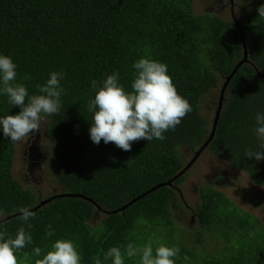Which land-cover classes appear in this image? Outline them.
Wrapping results in <instances>:
<instances>
[{"label": "trees", "instance_id": "trees-1", "mask_svg": "<svg viewBox=\"0 0 264 264\" xmlns=\"http://www.w3.org/2000/svg\"><path fill=\"white\" fill-rule=\"evenodd\" d=\"M261 6L264 0H241L238 25L234 18L197 14L194 0H0V52L13 57L19 82L39 94L36 85L46 82L51 71L66 73L61 113L42 120L52 151L48 168L60 191L36 210L43 199L14 176L15 145L0 132V225L11 236L23 224L20 206L37 213L30 229L33 243L17 253L19 264H35L32 249L39 246L43 254L59 238L77 243L83 264H111L103 253L130 242L141 247L151 243L154 249L178 246L176 264H264L263 217L214 187L201 191L200 228L174 220L170 203L183 176L114 212L173 178L185 166L182 150H197L207 140L212 128L202 112V97L229 76L245 50L248 60L229 85L209 148L264 187V160L245 156L246 148L261 150L250 130L255 112L264 110ZM142 56L167 64L193 111L163 141L139 140L131 151L103 140L95 144L89 133L91 81L119 71L120 82L130 91L132 64ZM26 73L31 79H23ZM19 111L0 96V115ZM98 212L105 216L95 221ZM49 223L55 229L51 237L46 235ZM192 235L198 238L192 241ZM138 259L125 258V264Z\"/></svg>", "mask_w": 264, "mask_h": 264}, {"label": "clouds", "instance_id": "clouds-1", "mask_svg": "<svg viewBox=\"0 0 264 264\" xmlns=\"http://www.w3.org/2000/svg\"><path fill=\"white\" fill-rule=\"evenodd\" d=\"M258 11L259 17H264V6ZM17 67L12 56L0 52V96H6L12 107L20 108L17 113L0 115V132L13 143L23 142L38 131L44 117L61 113L65 91L61 81L66 76L62 70L51 71L46 82L36 85L39 94H31L28 87L19 82ZM132 68L135 72L130 91L120 82L119 71L101 81H91L94 96L88 101V110L92 113L89 133L97 145L103 140L105 144L111 142L123 151H131L133 142L139 140L163 141L165 134L175 130L193 111L189 99L178 91L165 62L142 56L134 61ZM23 79H31L30 74L26 73ZM254 119L250 130L261 150L246 148L245 156L260 161L264 160V110H257ZM17 211L23 224L14 235H7L0 225V264H19L17 253L33 243L30 229L37 213L31 206H20ZM0 216H3L2 211ZM54 234L55 229L49 223L46 235ZM180 251L178 246L167 244L154 249L151 243L141 247L130 242L123 248L110 247L103 253V260L125 264V258L138 257L137 264H176ZM32 252L37 257L35 264H83L79 247L71 238L56 239L43 254L39 246Z\"/></svg>", "mask_w": 264, "mask_h": 264}, {"label": "rangeland", "instance_id": "rangeland-1", "mask_svg": "<svg viewBox=\"0 0 264 264\" xmlns=\"http://www.w3.org/2000/svg\"><path fill=\"white\" fill-rule=\"evenodd\" d=\"M241 0H194V10L197 14L211 12L224 18L227 21L236 17L239 21L243 16V9H239ZM232 4H235L231 6ZM234 19V22L235 20ZM224 79H220L217 87L212 88L202 97V112L209 120V127L212 128L217 101ZM33 144L32 147H30ZM50 141L46 133V122H41L40 129L30 135L23 142L14 143L15 155L13 173L25 187L31 188L37 194V198H47L54 193H58L60 188L52 179V172L48 165H53L51 160L52 151L49 146ZM24 150L30 155L32 172L28 171L24 160ZM196 150H182V157L185 166L192 160ZM27 155V154H26ZM25 155V156H26ZM29 179H26V175ZM208 187H214L226 198H231L233 202L242 208L263 217L264 219V187L256 184L244 170L234 167L223 155L213 151L209 146L201 155L191 163L183 181L176 185V195L171 201V208L174 209V220L182 227L190 226L200 228L197 216V208L202 204L201 191ZM237 206L238 208H240ZM103 212H98L95 221L104 217ZM197 235L190 236L194 241ZM200 247V243L196 244ZM191 245V241L188 246Z\"/></svg>", "mask_w": 264, "mask_h": 264}, {"label": "water", "instance_id": "water-1", "mask_svg": "<svg viewBox=\"0 0 264 264\" xmlns=\"http://www.w3.org/2000/svg\"><path fill=\"white\" fill-rule=\"evenodd\" d=\"M233 1V0H232ZM233 5V4H232ZM234 19H237L236 17H234ZM235 22L239 25V20H235ZM241 36H242V41H243V46H244V49H246V45H245V38L243 36V32H241ZM248 60V52L247 50H245V55H244V58L237 63V65L234 67V69L232 70V72L229 74V76H227L225 78V81L222 85V88H221V92H220V98L218 100V104H217V109H216V112H215V116H214V120H213V124H212V130H211V133L209 135V137L207 138V140L196 150L195 152V155L194 157L192 158L190 164L188 163L183 169H181L180 172H178L173 178L165 181V182H161L153 187H151L150 189H148L147 191L143 192L142 194H140L139 196L133 198L128 204H125L124 206H122L121 208L115 210L114 212L117 213V212H120V211H124L126 209V207H128L129 204L131 203H134L140 199H142L143 197H145L146 195H148L149 193H151L152 191L162 187V186H172L174 184V181L176 178H179L180 176H183L187 169L190 167L191 163L193 161H195L200 155L201 153L210 145L211 141L214 139L215 137V134H216V130H217V127H218V124H219V120H220V117H221V113H222V110L224 108V104H225V100H226V93H227V88L228 86L230 85L232 79L234 78V76L236 75V73L239 71V69L242 67V65L244 63H246ZM68 196H72L71 193L67 194ZM77 196V195H76ZM78 196H83L81 194H78ZM90 200H93V199H90ZM50 201V198H46V199H43L42 201H40L39 205L34 207L33 210H36L39 206L45 204V203H48Z\"/></svg>", "mask_w": 264, "mask_h": 264}, {"label": "flooded vegetation", "instance_id": "flooded-vegetation-1", "mask_svg": "<svg viewBox=\"0 0 264 264\" xmlns=\"http://www.w3.org/2000/svg\"><path fill=\"white\" fill-rule=\"evenodd\" d=\"M232 6V5H231ZM33 146V144L30 146V147H32ZM24 160L26 161V164H27V162H29L28 161V159H30V155H28V152L27 151H25L24 150ZM27 154V155H26ZM26 155V156H25ZM31 162H29L27 165H26V168H27V170L28 171H31L32 172V167H31ZM25 175H26V179H29V177L27 176V173H25Z\"/></svg>", "mask_w": 264, "mask_h": 264}]
</instances>
